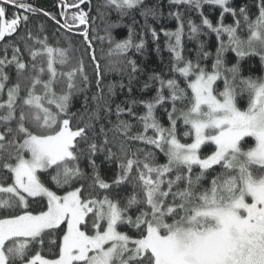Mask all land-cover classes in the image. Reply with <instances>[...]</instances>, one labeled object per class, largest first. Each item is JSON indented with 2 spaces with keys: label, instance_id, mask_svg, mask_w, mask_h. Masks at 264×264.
<instances>
[{
  "label": "snow or ice",
  "instance_id": "snow-or-ice-1",
  "mask_svg": "<svg viewBox=\"0 0 264 264\" xmlns=\"http://www.w3.org/2000/svg\"><path fill=\"white\" fill-rule=\"evenodd\" d=\"M56 7L0 0V264H264V0Z\"/></svg>",
  "mask_w": 264,
  "mask_h": 264
},
{
  "label": "trees",
  "instance_id": "trees-1",
  "mask_svg": "<svg viewBox=\"0 0 264 264\" xmlns=\"http://www.w3.org/2000/svg\"><path fill=\"white\" fill-rule=\"evenodd\" d=\"M29 2H32L36 6L43 8V9H45V10H47L53 14H57L59 12V8L56 7L57 0H29ZM166 2H167V0H165V4H166ZM244 2L251 4V3H253V0H233L234 5L244 3ZM167 11H168V9L165 8V15L167 14ZM255 11H256V9L253 7L252 12L255 13ZM204 13H205V15H208L210 19L215 21L219 15V10L218 9H212L210 6H205ZM188 15H191L192 19L195 20L197 23L200 22V17H199L197 12L192 11V12L188 13ZM41 18L44 19L43 17H41ZM226 22H231V17H227ZM161 23L169 29H174L176 26V22L174 20H164ZM157 27H159V25H157ZM124 34H125L124 32H120L119 36H123ZM161 39L163 40V37H161ZM212 39L213 40L215 39L214 36L212 37ZM188 47H193V45L191 43H189ZM163 55H164V61H165V63H167L168 54L165 52ZM149 64L151 67H157L158 65H160V59L156 56V54L154 52L149 53ZM251 64H252V72L254 75H256V76L264 75V67H261L258 58L253 59L251 61Z\"/></svg>",
  "mask_w": 264,
  "mask_h": 264
}]
</instances>
